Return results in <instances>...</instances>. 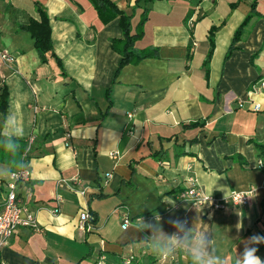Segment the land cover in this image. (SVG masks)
I'll use <instances>...</instances> for the list:
<instances>
[{"label":"crops","instance_id":"crops-1","mask_svg":"<svg viewBox=\"0 0 264 264\" xmlns=\"http://www.w3.org/2000/svg\"><path fill=\"white\" fill-rule=\"evenodd\" d=\"M112 1L130 16L131 32L144 20L135 46L154 49L118 72L121 56L110 42L123 36L118 17L102 23L89 0H0V50L11 57L0 59V88L9 92L0 134L16 127L27 143L30 176L18 192L36 222L18 226L0 258L96 264L104 255L105 264H126L133 254L129 264H156L161 256L147 238L159 223L167 234L209 233L216 254L234 264L243 241L264 236V171L256 150L264 143V89L250 92L264 79V0ZM35 3L48 14L64 73L50 52L42 62L29 34L15 29L14 21L38 17ZM252 102L261 109L252 110ZM190 177L217 198L251 189L250 201L223 209L191 205L179 199ZM85 209L90 227L81 229ZM142 218L152 227L140 230ZM254 246L264 261V243ZM172 257L162 263L190 264L182 253Z\"/></svg>","mask_w":264,"mask_h":264},{"label":"trees","instance_id":"trees-1","mask_svg":"<svg viewBox=\"0 0 264 264\" xmlns=\"http://www.w3.org/2000/svg\"><path fill=\"white\" fill-rule=\"evenodd\" d=\"M95 11L97 12V15L102 23H107L111 19L118 17L119 18V25L122 29V38H112L110 40L111 47L114 51L118 52L121 56V60L119 63V67L117 72L126 64L128 63H137L143 58L149 57L154 52L150 49H139L135 46V42L142 37V23L144 20L141 21V23L137 26L136 32H131V24H130V16L127 15L124 11L120 10L115 2L112 0H89ZM35 10L37 12L38 17L33 18L31 17L29 19V22L27 24H19L14 21L15 29L25 31L29 34V36L33 39L34 47L39 53L41 57L42 62L47 61V53H51L52 56L55 57L56 62L62 71V63L59 57L55 56L53 52V44L51 39V28L49 25V17L48 14H46L45 8L40 5L39 3H35ZM10 16L14 18L13 13L11 9L9 8ZM252 17V14H248L244 21L241 23V25L235 30V33L233 35V40L229 48L227 49V52L225 54V58H227L230 55L231 50L233 49L234 45L233 43L238 40L241 37V33L244 29V27L249 22L250 18ZM217 30L216 26H212L209 29V50L207 52V55L203 61V65L205 67L206 75H208L209 70V61L211 58V54L214 47V33ZM8 97L9 92L6 87V85H3L0 88V112L4 115L7 112L8 109ZM189 126H198L202 125V123L199 122H193L189 123ZM186 126V125H184ZM3 136H6L5 134H0V139H3ZM17 143L19 144V148L15 155L12 153L6 151L2 146H0V163L8 165L11 169H18L17 162H24L27 159L28 151H26L27 143L23 139H18ZM256 150L259 159L261 160V170L264 171V143H256ZM26 151V153H25ZM24 154V155H23ZM1 205V203H0ZM133 263V260L132 262Z\"/></svg>","mask_w":264,"mask_h":264},{"label":"built area","instance_id":"built-area-1","mask_svg":"<svg viewBox=\"0 0 264 264\" xmlns=\"http://www.w3.org/2000/svg\"><path fill=\"white\" fill-rule=\"evenodd\" d=\"M6 60L11 57L6 53L0 51V59ZM260 89H264V79L255 81L250 86V92L255 93L260 91ZM239 106H243L244 104L240 102ZM252 110L259 111L261 107L259 104L252 102L251 105ZM262 162L259 161V166H261ZM29 170L24 168H18L14 170H10L9 181L7 182L6 192L4 195V199L0 205V251L6 245L7 241L12 237L14 231L18 226H30L35 227L36 222L33 216V213L28 205L24 204L22 201V194L18 192V186L21 182H25L29 180ZM106 176H110L109 173H106ZM75 183L80 182L78 180L74 181ZM189 187L182 191L179 194V199L183 201H187L191 203V205H208L211 209H223L227 206V204H232L235 206H244L248 205L250 201V194L252 192L249 190H231L228 196L217 198L211 194H207L206 192H202L199 188L198 184L195 182L193 178L189 179ZM80 194H84V190H80ZM27 195H31L30 191H28ZM210 197V199H209ZM90 215L88 211L82 210L79 214V228L84 229L85 227L89 228L90 224L86 223L89 221ZM129 216L127 213L123 214L122 217V227L125 228L129 225ZM134 255L130 254L129 256L124 258V263L129 264L134 260ZM167 258L173 259L172 256H168L167 253L164 254L163 257H160L156 264H163L162 262ZM171 264H176L174 262H170ZM0 264H5L0 258ZM96 264H105V256H99Z\"/></svg>","mask_w":264,"mask_h":264},{"label":"clouds","instance_id":"clouds-1","mask_svg":"<svg viewBox=\"0 0 264 264\" xmlns=\"http://www.w3.org/2000/svg\"><path fill=\"white\" fill-rule=\"evenodd\" d=\"M20 135V131L13 127L11 135L3 136V139H0V146L15 155L19 148L17 140ZM25 166L27 165L23 161L17 162L18 168H24ZM9 174L10 171L6 174H0V176ZM171 223L175 226L177 221H172ZM146 227L151 228L152 226L142 218L139 228L144 230ZM239 227L241 225H238ZM156 229L152 237L147 238L151 245V251L156 255L163 257L165 253L168 256L182 253L189 259L190 264H225V261L216 254L214 241L209 233L204 231L197 232L193 228H186L183 235L178 234L179 230L177 233L167 234L159 223H157ZM243 243L244 250L242 253H238L234 264H264V261L257 255L258 248L254 246L264 243V236L254 235L243 241Z\"/></svg>","mask_w":264,"mask_h":264},{"label":"rangeland","instance_id":"rangeland-1","mask_svg":"<svg viewBox=\"0 0 264 264\" xmlns=\"http://www.w3.org/2000/svg\"><path fill=\"white\" fill-rule=\"evenodd\" d=\"M0 51H2V50H0ZM2 52H4V51H2ZM8 171H9L8 167L3 166L2 163H0V174H6ZM0 178L4 179L5 180L4 181L5 183L10 180L9 179V175H7V176H0ZM5 186L6 185L3 184L2 195H3L4 192H6Z\"/></svg>","mask_w":264,"mask_h":264}]
</instances>
